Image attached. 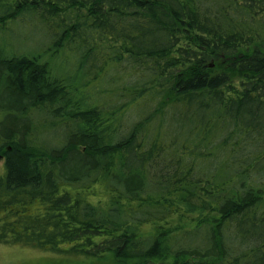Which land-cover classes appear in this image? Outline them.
<instances>
[{
  "label": "trees",
  "instance_id": "obj_1",
  "mask_svg": "<svg viewBox=\"0 0 264 264\" xmlns=\"http://www.w3.org/2000/svg\"><path fill=\"white\" fill-rule=\"evenodd\" d=\"M13 24L43 45L0 44L1 245L264 264V0H0Z\"/></svg>",
  "mask_w": 264,
  "mask_h": 264
},
{
  "label": "rangeland",
  "instance_id": "obj_2",
  "mask_svg": "<svg viewBox=\"0 0 264 264\" xmlns=\"http://www.w3.org/2000/svg\"><path fill=\"white\" fill-rule=\"evenodd\" d=\"M19 27V26H18ZM9 25L14 28L11 33L0 34V44L8 48H20L25 44L37 49L43 45L39 36L33 34L29 29ZM2 161H0V166ZM95 259H86L83 257L56 255L29 249L21 246H5L0 244V264H109L108 261H98Z\"/></svg>",
  "mask_w": 264,
  "mask_h": 264
}]
</instances>
